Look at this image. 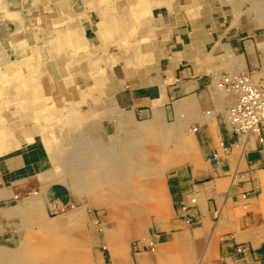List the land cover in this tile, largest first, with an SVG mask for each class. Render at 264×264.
I'll return each instance as SVG.
<instances>
[{
  "label": "crops",
  "instance_id": "1",
  "mask_svg": "<svg viewBox=\"0 0 264 264\" xmlns=\"http://www.w3.org/2000/svg\"><path fill=\"white\" fill-rule=\"evenodd\" d=\"M245 2L173 0L170 8L163 6L156 14L152 36L139 43L138 55L143 59L135 64H102L98 90L83 103L68 104L62 115L58 112L52 117L55 124L62 119L69 127H82L97 148L114 146L128 151L116 155L121 163H137L139 152L145 151L138 146L152 143L140 128H158L167 137L171 135L165 145L163 169H171L166 182L162 172L167 209L151 223L157 241L154 260L185 255L191 258L190 264H199L203 258L209 264H219L222 239L228 241L223 245L225 252L239 243L252 250L264 247V126L261 142L256 136L245 140L229 131L224 125L225 111L234 95L219 89L223 74H241L264 86V16L251 12ZM82 14L84 35L93 39L99 16L95 11L84 10ZM117 50L118 45L112 42L106 46L109 54ZM57 69L48 81L52 88L63 93L65 87L68 93L71 88L76 90L74 81L64 85L66 72ZM84 78L90 86L91 79ZM26 88L21 92L22 103L13 98L17 114L30 113L26 107L34 96ZM74 91L72 96L78 99V91ZM45 121L51 123L46 117ZM30 124L24 120L23 128L28 130ZM28 135L29 140L0 153L2 241L14 238L9 230L18 219L8 216L6 209L22 198L40 200L45 213L47 209L56 214L75 208L84 211L87 204L91 209H109L93 204L89 196L86 175L100 158L61 154L54 161L59 176L48 181L43 172L53 165L42 137L37 132ZM172 143L179 154L171 156ZM211 155L216 162L209 161ZM141 158L152 164L157 160ZM190 197L195 198L194 204ZM68 204L72 207L63 211ZM139 260L151 263L147 255ZM227 262L264 264V259L246 252L241 261L228 258Z\"/></svg>",
  "mask_w": 264,
  "mask_h": 264
},
{
  "label": "bare ground",
  "instance_id": "2",
  "mask_svg": "<svg viewBox=\"0 0 264 264\" xmlns=\"http://www.w3.org/2000/svg\"><path fill=\"white\" fill-rule=\"evenodd\" d=\"M100 1L103 2V4L107 1L112 2L111 7H109L110 9H102L101 5H98ZM125 1L130 2L131 7L126 6ZM170 1L171 0H94L93 4H88L85 7L83 6V9L80 11H75L71 5L65 4L64 0H0V16L5 20L4 23H8L0 25V28L2 27V29H0V98H2V101L0 100V153L20 145L25 140H29L31 136L28 134L35 132L39 133L53 165V167L43 172L44 178L48 181L50 179H55L56 177H54V175H57V177L59 176V172H57L56 169V162L54 161L57 160L58 156L61 154L65 155L70 153L76 157H81L86 154L100 158L101 161L93 165V170L90 171L91 173L86 175L87 182H89V186H91L89 189V196L93 204L99 203L109 207V209H105L108 210V212L110 210V213L106 215V220L111 221L116 230L118 227V220H127L130 218L129 216H137L138 213L143 215L146 213L148 215H153V219L155 220L164 216L166 213L167 208L164 200V192L162 190V172L167 159V148H165V145L168 142L167 140L171 138V135L167 137L166 133H163V131L158 128H140V132L144 133L143 136L151 139L152 142H156L157 149H155V155H159L160 160H158L157 163L156 160L154 162L155 164H152L151 161H142L140 155L142 152H139L138 158L136 159L137 163L135 161H123L121 163L116 155L121 153L126 155L128 151L117 150L114 146H112V148H97L95 144H93V138L90 135L84 134L82 127H69L68 125L62 124V119L59 120L61 121L60 124L58 123L56 125L54 123L51 125L54 122L52 117L55 116V113H58V110L62 115V112L67 108L68 104L79 105L83 103L86 97L91 95V92L98 90L99 79L103 75V68H100L102 64L106 66H115L120 62L127 64L139 62L142 58L138 55L139 43L152 36L155 27V20L153 21L151 19L150 13L162 5L170 8ZM259 3V9H261L259 13L264 16V0H259ZM91 7H96L98 12L97 15L99 16L97 22L98 29L94 32L95 43H101L100 48L106 51L105 43L111 41L118 45V50L115 53L109 54V52L106 51L104 57L99 56L94 49L98 48V46H93V48H91V43L88 42V39L85 37L81 29L83 20L82 13L84 10ZM44 8L48 9L47 15L43 14ZM174 8L175 7H173V9ZM108 10L112 12L108 13ZM60 17H64V19ZM103 17H105V19ZM59 18L61 21H56V19ZM45 19L49 21V26L52 31V37L47 43L48 49L45 48V43L42 40L36 38V32L34 30L38 22L44 21ZM141 26H144L146 33L137 39L130 38L128 33H132L134 29ZM29 32L31 36L28 35ZM14 34L22 35L12 42L8 37ZM22 49L28 51V53L23 56L17 55L16 52ZM81 49L85 51L84 54L80 52ZM47 50L49 52L46 56L45 53ZM55 50L57 52H55ZM93 50L96 52L93 53ZM141 62H143V60ZM58 67L66 72L67 77L64 78L65 80L63 79L64 85L73 81L76 82V89L79 98H83L82 101H79L78 98V100H66L64 103L60 91L53 89L54 87L52 88L49 84V79L55 74L54 72L59 70L57 69ZM86 73H88V77L91 79L90 86L86 85L85 80L88 79L83 77ZM223 75H221V77ZM241 76L248 79L251 84L259 85L249 79V77L244 75ZM83 85L86 87L84 88ZM260 86L264 87L262 85ZM25 87H29L30 94L34 96L33 103L26 107V110L30 113L17 114L14 110V106L13 109L8 110V107H5L8 99L18 97L19 100L17 103H22L23 99L21 98V92L24 91L23 88ZM219 89L228 92L220 87V85ZM80 91H82L83 94H81ZM229 93L234 95V100L227 109L236 99L233 91ZM39 96H43L41 104L37 103V98ZM72 101L73 103H71ZM50 106L56 108L52 113L47 111V108ZM227 109L225 111L226 125L229 124L228 116L226 115ZM14 113H16V115H14ZM45 117L50 120L51 123L46 122ZM24 120H26L27 123H31V128H28V130L23 128ZM262 126H264V120L261 127ZM261 127L259 128V134H250L251 132H248L239 135L244 137L245 140L256 136L258 141L261 142L263 140L260 136ZM76 133L77 135H75ZM140 138L143 137L141 136ZM185 147L187 149L189 148L188 142ZM209 161L216 162L215 155H211ZM140 162H144L142 163L143 167L140 166ZM149 177H151L150 181L145 179ZM121 201H125L126 204L122 206ZM189 202L194 204L196 202L195 198L190 197ZM119 203L120 205H118ZM42 205L38 199L29 200L28 198H22L15 206L6 209V214L8 216L18 217L19 223L15 224V226L20 232L17 233V238H13V242L11 241L5 244L4 241H0V244L5 245L3 249L5 251H1L2 258H9V251L18 254L24 253L22 254L23 257H34V250H32V253L30 252V244H28V238H26L27 232L25 233L28 227L33 224H39L46 231L53 232L72 222L80 223L79 221L84 218L83 210L75 208L59 213L55 219L46 220L43 210L44 207H41ZM102 210L103 209H100L99 211ZM134 217H131V219ZM145 217L148 219L147 222L152 219L148 216ZM137 218H135L136 221ZM148 225L150 226V223ZM143 227H145V225ZM136 228H138V226ZM139 229H137V231ZM108 231L111 232L110 229H108ZM101 236V241H103V243H105L104 246L108 248L111 263L114 264V253L116 252L115 250L113 252V248H109L112 241L110 237L107 236L106 227ZM155 237L156 233L153 231L148 238H141L136 241L137 244L135 248H137L139 254L136 253L134 257L131 255L133 264H142L139 259L143 255L151 257L150 264H190L191 258L185 255L173 257V259L171 258L166 261H163V259L160 261L154 260L156 259L154 253L157 245ZM20 242L24 243L22 248L19 249L18 246ZM8 245L9 247L10 245H14L17 248H9ZM45 252L44 250L41 253L44 254ZM121 258L123 260L122 256ZM128 259L129 260L126 262L130 261V257H128ZM118 263L120 264V262ZM226 264H229V262L226 261Z\"/></svg>",
  "mask_w": 264,
  "mask_h": 264
},
{
  "label": "rangeland",
  "instance_id": "3",
  "mask_svg": "<svg viewBox=\"0 0 264 264\" xmlns=\"http://www.w3.org/2000/svg\"><path fill=\"white\" fill-rule=\"evenodd\" d=\"M93 1L94 0H64V3L66 5H71L74 8V10L76 11V10H82L83 6L85 7L88 4H93ZM172 2H173V0L170 1L169 6L171 5ZM245 3L248 7H250L252 9L251 12L254 11V13H255V11H256L259 14V11H261V9H259V4H260L259 0H246ZM111 4H112V2H108V1L104 2V4L101 1L98 2V5H101L102 9L111 7ZM125 5L131 7L130 2H128V1H125ZM162 7H163V5L161 7L154 9L152 11V13H150L151 19L153 21L155 20L156 14L162 10ZM47 10H48L47 8L46 9L44 8V10H43L44 15H47V12H48ZM92 10L95 11L96 14H98L96 7H91L89 9H86V12H90ZM110 12H112V11L108 10V13H110ZM107 15H110V14H107ZM60 18L64 19V17H60ZM60 18L56 19V21H61ZM103 18L105 19V17H103ZM3 20L4 19L0 16V25L8 24V23H4L5 20L4 21ZM125 26H127V25H125ZM0 29H2V27ZM81 29L83 30V33H84V29H83L82 24H81ZM34 30L37 32V34L35 35L36 38L42 40L45 43V48L48 49L47 43L49 42L50 38L52 37V31H51L50 26H49V21H46V19H45L44 21L38 22V25H37V27H35ZM145 33H146V29L144 28V26H141L139 28L134 29V31L132 33H128V35L130 38H133V39L136 38L137 39L140 36L144 35ZM21 35L22 34L11 35L10 41L14 42V39L21 37ZM28 35L31 36V33L29 32ZM42 37H44V38H42ZM88 42L91 43V48H93V46L94 47L98 46V48H94L97 52L95 50H93V53L96 52L99 56H103V57H104V54L106 55V51H104L102 48H100L101 43L96 44L94 38L88 39ZM108 43H111V41L106 42L105 46H107ZM101 46H103V45H101ZM48 52L49 51L47 50V52L45 53L46 56L48 55ZM55 52H57V51L55 50ZM80 52L82 54H84L85 51L83 49H81ZM27 53H28V51H25V50H18L16 52V54L19 56L26 55ZM84 76L88 77L89 75H88V73H86V75L84 74L83 77ZM28 89H30V88L27 87L25 90H28ZM66 90H68V89H66V87H65L64 93L60 92L63 96L64 103L66 102V100L69 101V100H76L77 99V97L74 98V96H72L73 95L72 91H74L75 89L74 90H73V88L70 89L71 95ZM80 93L83 94L82 91H80ZM74 94H77V89L74 91ZM42 97L43 96H41V97L39 96L37 98V103L41 104V102L43 100ZM14 99H16V98H14ZM82 99H83L82 97L79 98V101H82ZM0 100L2 101V98H0ZM15 103L16 102L13 100V98L8 99L7 105H5V107L7 106V107H10L9 109H13L12 106H14ZM71 103H73V101ZM54 109H56L54 106H50L47 108V111L49 113H52V111L54 112ZM78 109H80V106L78 107ZM58 112L60 113L59 110H58ZM14 115H16V114L14 113ZM58 117H59V115H58ZM53 124H54V122L51 125H53ZM77 133L75 135H77ZM155 143L156 142H154V143L153 142L152 143L144 142V144L138 146V149L139 150L144 149L145 151L144 150H142V151L148 152L145 154H144V152L142 154L140 153V155H142V156L144 155V157L148 158L149 160L156 158L157 159L156 163H157L158 157H160V156L154 155L152 153L154 151L153 149L156 148ZM169 152L171 153V156L180 153V151H178V147L175 145V143L171 144ZM142 163H144V162H142ZM142 163L140 162L141 167H143ZM170 170L171 169L167 168V167H165L163 169V171H164V182H166V176H167V174H169ZM145 179L150 181L151 177H149L148 179L147 178H145ZM123 181H125V180H123ZM76 204H78V201H76L74 205H76ZM125 204H126L125 201L124 202L121 201L122 206ZM118 205H120V203ZM71 207H72V204H68V205H65V207L62 208V210L64 211L66 209H70ZM111 211H113V210H111ZM46 212L47 213H45V215H44L46 220L55 219L58 216V214L56 215L55 212H50L48 209L46 210ZM83 213H84L83 214L84 218L81 221H79L80 223L72 222L69 225H67L63 228H60L56 231H53V232L46 231L39 224H33L30 227H28V229L26 228L27 229L25 231V233L27 232L26 238H28L27 242H28V244H30L29 250L31 253H32V250H34V253H33L34 257H23L22 254H24V253L18 254V253H14L12 251H9L10 257L4 259L1 257V253H2L1 251H5V250H3L5 245L0 244V264H112L111 260H110V254L108 253V248L105 247L104 246L105 243H103V241H101V237H102L101 234H102L105 227L107 229V236H109L111 241H112L109 248L110 249L113 248V252H114V250L116 252V253H114V256H115V263L114 264H119L118 262H120V264H127L128 262H129L128 264H133L131 257L132 256L134 257V255L136 253L139 254L137 251V248H135V245L137 244L136 241H138L141 238H146V237L148 238L149 235H151L153 233L154 227L151 225V223L153 222L152 221L153 217H154L153 215H148L146 213H144L143 215H140L138 213L137 216H135V215L129 216L130 218L127 220H124V219L118 220V227L116 230L114 228L115 226H113L111 221L106 220V215H107V213H110V210L108 212V210L99 211V210H96L94 208L91 209V208H89V206L87 204L86 208H84ZM145 216L152 218L151 221H148L150 223V226L148 225L149 224L147 222L148 219H146L147 217H145ZM131 217H134V218L131 219ZM137 217H139V218H137ZM135 218H137V221ZM140 220H142V221H140ZM14 222H15V224L19 223V219H16ZM144 222H146V223H144ZM136 225L138 226V228H136L137 227ZM144 225H145V227H143ZM142 227H143V230H142ZM108 229H110L111 232L108 231ZM137 229H139L140 231L139 230L137 231ZM10 232L12 235H14V238H17L18 237L17 233H19L20 230H18V228L14 225L9 230V233ZM22 232H24V231H22ZM0 241H2V240L0 239ZM11 241L13 242V239L12 240L8 239V240H5L4 242H5V244H7V243H10ZM226 241L227 240L222 239V245L220 247L219 255H218L219 264H226V261L228 258L233 260V261H236V260L241 261L242 257L244 256V254L246 252L252 253L258 259H262V258L264 259V247L257 249V250H252L248 245L245 246L244 243H239V244H232V246L229 249H226V252H225L223 245L226 244ZM24 242H20V244L18 246L19 249L22 248V245ZM132 245L134 248L132 247ZM239 246H241V249H242L241 251H238ZM8 247H9V245H8ZM9 248L15 249L17 247H15L14 245L13 246L10 245ZM44 250L46 252L44 254L41 253ZM134 251H136V252H134ZM25 255H27V254H25ZM121 256L123 257V260H125V261L122 260ZM128 257H130V261L126 262L127 260H129ZM117 259H118V261H117ZM197 261H199V260H197ZM197 261H196V263H197ZM199 264H209V263L206 262V258H203V260L200 259Z\"/></svg>",
  "mask_w": 264,
  "mask_h": 264
},
{
  "label": "built area",
  "instance_id": "4",
  "mask_svg": "<svg viewBox=\"0 0 264 264\" xmlns=\"http://www.w3.org/2000/svg\"><path fill=\"white\" fill-rule=\"evenodd\" d=\"M220 87L235 94L234 103L227 109L228 123L224 125L235 135L259 134L264 120V87L251 84L241 75H223ZM232 90V91H231ZM264 157V156H263ZM241 246L238 251H241Z\"/></svg>",
  "mask_w": 264,
  "mask_h": 264
}]
</instances>
